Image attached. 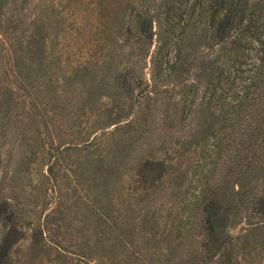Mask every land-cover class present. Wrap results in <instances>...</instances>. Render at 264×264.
Here are the masks:
<instances>
[{"label": "rangeland", "instance_id": "obj_1", "mask_svg": "<svg viewBox=\"0 0 264 264\" xmlns=\"http://www.w3.org/2000/svg\"><path fill=\"white\" fill-rule=\"evenodd\" d=\"M10 1L0 20L1 177L5 192L23 215L25 234L10 264L199 263L200 219L199 215L188 219L186 205L205 187L204 172L197 173L195 167L202 153L195 148L187 151V175L181 184L169 178L154 187L158 169L137 172L140 158L154 153L155 147L163 146L161 154L168 159L177 158L187 149L185 140L198 131L197 123L187 121L176 131L169 128L162 104L163 117L152 118L146 145L145 133L136 134V141L129 127L96 129L107 120L105 98L90 107L77 82L68 99L48 87L50 79L55 86L62 84L70 67L97 64L102 57L109 29L98 25L102 10L98 2H106L103 21L114 20L115 25L113 9L130 0ZM111 4L115 6L110 8ZM146 73L150 78V66ZM78 82L82 83L80 77ZM124 143L132 149L122 151ZM220 181L217 175L211 184ZM245 181L248 200L229 205L230 233L238 238L235 263L264 264V209L258 197L264 195V180L250 186ZM239 187L232 180L222 192L228 199ZM134 191L142 193L129 200ZM185 218L189 229L193 227L192 236L180 240L177 229L187 224ZM98 240L113 245V253H105V247L96 245ZM179 243L182 246L176 249ZM58 246L67 255L60 254Z\"/></svg>", "mask_w": 264, "mask_h": 264}, {"label": "trees", "instance_id": "obj_2", "mask_svg": "<svg viewBox=\"0 0 264 264\" xmlns=\"http://www.w3.org/2000/svg\"><path fill=\"white\" fill-rule=\"evenodd\" d=\"M155 1L115 2V25L114 20L103 21L106 2H98L102 9L98 25L109 29L103 38L102 57L97 64L70 67L62 84L55 86L50 79L48 87L67 98L77 82L90 107L105 98L107 120L96 129L129 127L136 141V134L145 133L146 145L152 118L163 117L162 104L166 105L164 119L168 118L169 128L176 131L187 121L197 123L198 131L185 140L187 149L177 158L168 159L161 154L163 146L155 147L154 153L140 158L137 172L141 175L145 168L150 172L158 169L154 187L169 178L181 184L187 175V151L195 148L196 153L201 152L195 167L197 173L204 172L205 187L186 205L188 219L197 215L200 219L197 264H236L238 238L230 233L229 205L237 207L238 199L248 200L250 191H243L245 179L249 186L252 181L262 185L264 180V0ZM9 2L0 0V20ZM149 66L150 78L146 73ZM126 145L122 151L132 149L129 145L127 150ZM2 162L0 153V264H10L13 250L25 234L23 215L4 190ZM217 175L221 181L214 186L211 181ZM232 180L240 187L227 199L222 190ZM141 193L134 191L129 200ZM258 197L264 209L263 193ZM261 213L264 215V210ZM236 216H240L238 211ZM135 220L133 214L129 223L133 225ZM185 222L177 229V239L192 236L193 227L189 229L186 218ZM125 223L120 227L123 232ZM96 245L105 247V253L115 249L102 240ZM181 246L177 244L176 249ZM57 250L67 255L60 246Z\"/></svg>", "mask_w": 264, "mask_h": 264}]
</instances>
